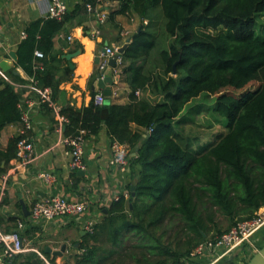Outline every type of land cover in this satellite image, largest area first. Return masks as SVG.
<instances>
[{
	"label": "trees",
	"instance_id": "1",
	"mask_svg": "<svg viewBox=\"0 0 264 264\" xmlns=\"http://www.w3.org/2000/svg\"><path fill=\"white\" fill-rule=\"evenodd\" d=\"M115 1L120 8L110 14L111 19L115 14L135 13L149 20L132 35L123 54L122 73L131 89L130 101L97 105L92 100L79 109L64 108L61 114L69 120L66 136L83 128L89 139L105 128L111 142L127 144L135 153L130 161L129 197H120L106 209L93 233L83 237L87 242L79 243L83 252L75 255L73 264L107 260L96 257L97 248L90 247L88 240L108 236L116 244L123 232L154 236L150 228L167 216L178 218L179 232L188 240L176 251L163 247L169 256L149 264L177 263L209 238L210 228L199 207L204 197L209 198L210 208L217 207L233 221L210 238L264 207V34L256 31L264 0ZM80 7L62 20L38 19L25 28L15 68L5 73L13 83L0 75V134L7 125L19 122V104L28 90L14 85L24 82L16 68L50 87L53 94L58 92L53 38L82 12ZM158 13L163 17L159 32L153 30ZM36 51L43 57H37ZM137 90L147 95L138 97ZM202 93L217 96L216 112L226 119L217 134L176 127L186 105ZM19 139L11 138L0 149V163L16 158ZM37 258L30 253L24 264H33Z\"/></svg>",
	"mask_w": 264,
	"mask_h": 264
},
{
	"label": "crops",
	"instance_id": "2",
	"mask_svg": "<svg viewBox=\"0 0 264 264\" xmlns=\"http://www.w3.org/2000/svg\"><path fill=\"white\" fill-rule=\"evenodd\" d=\"M110 2H103L108 16L105 23L100 26V35L96 38H92L90 32L95 30L97 22L82 5H80L82 12L72 17L65 27L55 34L52 55L58 61L56 63L58 92L53 94L52 91L53 107L43 104L33 111L34 129L31 135L35 141L36 158L28 167L20 169L16 168L15 159L8 164L0 163V230L2 232L14 230L20 221L25 224L20 229L21 235L31 247L41 251H45L47 247L59 251L66 246L63 256L49 254L57 264H60V260L68 264L74 263V258L68 251L70 240H76L72 236V230L76 228L80 236V239L75 241L77 247L86 236L83 222L88 219L99 222L105 214L104 211L118 196L128 190L127 186L130 182V176L125 177L110 164L111 140L105 128L101 129L98 136L87 139L84 152L86 171L83 174L71 172L70 156L63 143L66 136L65 125L61 126L58 117L64 108L79 109L88 106L93 94L103 93L107 88L112 92L106 99L107 102L110 100L108 104H127L130 101L129 84L121 78L118 82H113L110 70L106 71L105 78H101L99 67L105 61L103 56L105 46H124L126 39L122 37L121 31L127 29L131 35H134L139 29L144 28L141 23L142 17L138 18L135 13L115 14L111 19L110 14L117 11L120 4L112 9ZM45 18H47V0H0V21L6 27L0 37V61H7L11 66L9 71L15 68L16 63L10 53L16 52L18 44L22 41L21 32L32 21ZM69 36L72 37L71 41L68 39ZM76 52L80 53L70 61L65 58V55ZM71 64L74 65L73 68ZM5 73L7 72L1 69L0 75L12 82ZM15 73L19 74L24 82H16L14 85L28 89L23 92V100L29 95H34V91L28 87L31 76L21 68H16ZM113 92L116 94L113 95ZM143 95L145 93L141 96ZM20 132L19 122L7 125L0 134V149H4L9 140L18 136ZM39 171L51 173L56 177V181L47 186L38 179ZM49 195H60L72 200L86 199L89 202L88 212L82 217L66 219L61 223L29 225L27 222L29 216L24 215L21 200L30 213L35 200ZM60 228L66 229L67 232L59 233ZM61 233L64 235L61 236ZM261 239L262 236L257 237L259 247L264 244ZM30 253L35 252L21 253L18 258L15 257L8 263L24 264L25 256ZM34 261L40 264L38 258Z\"/></svg>",
	"mask_w": 264,
	"mask_h": 264
},
{
	"label": "built area",
	"instance_id": "3",
	"mask_svg": "<svg viewBox=\"0 0 264 264\" xmlns=\"http://www.w3.org/2000/svg\"><path fill=\"white\" fill-rule=\"evenodd\" d=\"M104 0H96L92 3L88 0H47V18L62 20L68 15L77 5H82L87 13L93 16L97 22V27L93 32H90L92 38L100 35V26L107 19L108 11L103 6ZM142 27L149 24L147 18L142 19ZM5 24L0 21V37L5 32ZM121 35L125 38V44H131L132 35L129 30L121 31ZM26 38L25 30L21 32V39ZM68 39L71 41L72 37ZM122 45H106L103 56L105 61L99 67L101 78H105L106 71H111L113 82H118L121 78L123 68L125 66L123 54L118 53V49ZM35 55L39 58L43 57V53L36 51ZM115 58V65L111 67L109 60ZM37 68V67H36ZM1 71V68H0ZM30 90L34 91V95H29L19 104L21 111L19 123L21 124V132L18 135L20 139L17 142L16 151V168L28 167L36 158L35 141L31 135L34 129L33 111L43 104H48L53 107L52 89L43 87L35 77L29 78ZM112 93V92H111ZM116 93L113 92V95ZM136 96H141L142 92L137 90ZM95 104H105L106 97L100 92L92 98ZM59 121L62 125L69 122L68 118L63 114H59ZM88 131L80 128L74 135L65 136L63 143L66 146V152L70 156L69 168L71 172L86 171L87 165L84 160L85 145L87 142ZM110 164L117 169L125 177L131 175L130 161L134 156V152L127 144L118 141L110 143ZM38 179L42 180L47 186L52 185L56 181V177L46 171H39ZM129 197L127 190L120 197ZM89 209V202L86 199H68L60 195H49L38 198L32 203L28 217V224L32 226H43L50 223H61L70 218L82 217ZM97 222L88 219L83 222V231L85 233H93L94 226ZM22 222H18L16 229L9 232L0 230V264H7L16 255L24 252H35L40 264H57L50 256H47L43 251L30 246V243L23 239L21 228L24 226ZM264 229V207L259 208L253 217L237 221L229 230L214 238H208L199 243L188 257L182 258L177 263L171 264H224L233 261L235 264H244L246 253L252 255L259 249L257 237L260 231Z\"/></svg>",
	"mask_w": 264,
	"mask_h": 264
},
{
	"label": "rangeland",
	"instance_id": "4",
	"mask_svg": "<svg viewBox=\"0 0 264 264\" xmlns=\"http://www.w3.org/2000/svg\"><path fill=\"white\" fill-rule=\"evenodd\" d=\"M111 1V2H110ZM104 0L105 3H112V9H114L119 2L113 0ZM159 14V13H158ZM140 18V16L138 17ZM144 19V18H142ZM142 22V20H141ZM153 26V30L159 32L163 27V17L159 14L157 16V23ZM140 30V29H139ZM258 33L264 34V13L258 17V24L256 27ZM121 79L125 81V75L122 73ZM246 88L237 91L241 93ZM149 94V92L147 91ZM147 95V94H145ZM144 95V96H145ZM151 97V96H150ZM154 101L159 98L151 97ZM217 96L208 93H202L197 98L189 102L184 108L183 112L176 120V127H185V131L191 130H210L212 133H218L221 131L222 125L226 124V119L221 118L216 112L217 108ZM110 100L105 101L106 104ZM212 130V131H211ZM225 130V128H223ZM209 137L208 139H210ZM204 144V141H203ZM211 203L209 198L206 196L202 201L199 202V207L203 211L204 219L206 224L210 228L208 237L216 235L218 231H225L228 227L233 224V221L228 216L222 214L217 207L210 208ZM207 210L209 213H207ZM212 217L213 222L209 220L208 216ZM240 215L237 214L235 221L239 219ZM61 231L66 229L60 228ZM180 224L178 218L167 216L159 223L153 225L150 231L154 236L145 235V233L136 234L135 232H123L119 238V241L114 244L109 240L108 236H101L97 242H91L88 240L90 247H96V257H107L106 261H102L99 264H149L158 259L167 258L169 255L163 251V247H170L171 250H178L181 248L184 242L188 240V237L179 232ZM72 236L78 240L80 239L79 233L76 228L72 230ZM64 235L61 233V236ZM264 229L260 231L258 236H262V242H264ZM76 240H70L69 253L73 258L75 255L81 254L83 250H79L76 247ZM257 241V240H256ZM86 243L87 241H81ZM80 242V243H81ZM60 246V245H59ZM60 250V249H59ZM244 263H246L251 257L250 252L246 253ZM74 261V260H73ZM60 264H68L66 261L60 260Z\"/></svg>",
	"mask_w": 264,
	"mask_h": 264
},
{
	"label": "water",
	"instance_id": "5",
	"mask_svg": "<svg viewBox=\"0 0 264 264\" xmlns=\"http://www.w3.org/2000/svg\"><path fill=\"white\" fill-rule=\"evenodd\" d=\"M129 44H125L124 46L120 47L118 49V53L120 54H124L128 48ZM80 52H76V53H70L65 55V58H67L69 61L75 56L78 55ZM10 56L12 57V59L14 60L15 63H17L18 57L16 52L12 51L10 53ZM109 65L111 67H113L115 65V58H111L109 60ZM72 68L74 67L73 64H71ZM0 68L2 69L3 72H8L11 69V66L7 63L6 60H2L0 61ZM103 94L105 95L106 99L109 98V96L111 95V91L109 88L105 89ZM78 173L83 174V171H79ZM131 190H134V187H131ZM21 205H22V209L24 212V215L26 217L29 216V210L27 209V207L25 206V204L23 203V201L21 200ZM104 213H106V210L104 211ZM66 250V246H63L59 251H53L51 248L47 247L45 249V252L48 254H52V255H56V256H63L64 252ZM9 264V263H7ZM34 264H38L36 261H34ZM245 264H264V244H262L259 249L253 253L251 255V257L249 258V260L245 263Z\"/></svg>",
	"mask_w": 264,
	"mask_h": 264
},
{
	"label": "bare ground",
	"instance_id": "6",
	"mask_svg": "<svg viewBox=\"0 0 264 264\" xmlns=\"http://www.w3.org/2000/svg\"><path fill=\"white\" fill-rule=\"evenodd\" d=\"M89 52V51H88Z\"/></svg>",
	"mask_w": 264,
	"mask_h": 264
}]
</instances>
